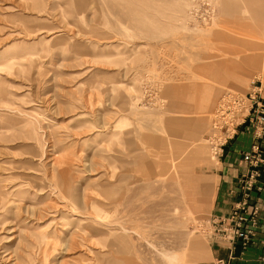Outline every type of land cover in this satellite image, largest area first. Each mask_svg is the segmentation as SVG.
Here are the masks:
<instances>
[{"label": "rangeland", "instance_id": "obj_1", "mask_svg": "<svg viewBox=\"0 0 264 264\" xmlns=\"http://www.w3.org/2000/svg\"><path fill=\"white\" fill-rule=\"evenodd\" d=\"M235 1L0 0V264H236L256 243L262 90L213 149L221 100L264 88V0ZM243 126L238 198L211 214Z\"/></svg>", "mask_w": 264, "mask_h": 264}, {"label": "crops", "instance_id": "obj_2", "mask_svg": "<svg viewBox=\"0 0 264 264\" xmlns=\"http://www.w3.org/2000/svg\"><path fill=\"white\" fill-rule=\"evenodd\" d=\"M239 1V0H238ZM235 1L236 11H240V2ZM249 5L251 4L255 9L261 0H244ZM264 76V73H263ZM237 78V77H236ZM264 81V77L260 79ZM253 142V136L251 128L243 126L237 132L235 138L230 140L223 149V154L219 158V163L216 168L212 170L211 176L214 179V192L212 197L211 214L224 215L228 212L232 202L238 198L234 193L236 188V182L238 176L246 170V166L242 161V153L249 150L251 143ZM264 154V142L261 144ZM262 177L264 181V165L261 169ZM257 201L260 208V220L262 224V230L256 237V243L243 252L236 264H264V187L263 190L257 193ZM212 240L210 241L209 257L212 260L216 258H226L228 255V249L226 244ZM238 255V253H237Z\"/></svg>", "mask_w": 264, "mask_h": 264}, {"label": "built area", "instance_id": "obj_3", "mask_svg": "<svg viewBox=\"0 0 264 264\" xmlns=\"http://www.w3.org/2000/svg\"><path fill=\"white\" fill-rule=\"evenodd\" d=\"M259 90L255 89L249 98H243L238 96H232L231 94H228L225 98L221 100V102L218 105V111L214 117L213 120V128H215L216 132L213 135V138L215 142L213 143V149L215 153L220 152V147L222 143H224L227 140V137L229 136L231 129L237 125L238 122H234V119L236 120L237 116L241 112H246L245 116H248L251 113V109L249 111V107L253 105L256 97V94L258 93L261 95L262 92H264V88L260 86ZM262 90V92H260ZM255 95V97L252 99V97ZM246 99V102H245ZM261 106H258L256 110L257 113H259L261 110ZM234 118V119H233ZM259 123L262 124L263 117L262 115L259 116ZM248 154L245 156L248 158ZM224 230L231 231V228L224 226ZM232 233V231H231Z\"/></svg>", "mask_w": 264, "mask_h": 264}, {"label": "bare ground", "instance_id": "obj_4", "mask_svg": "<svg viewBox=\"0 0 264 264\" xmlns=\"http://www.w3.org/2000/svg\"><path fill=\"white\" fill-rule=\"evenodd\" d=\"M237 84H241V85H242V84H243V82L240 80V81H237ZM217 110H218V109H217ZM213 131H214V130L210 131V134H212V135H213ZM212 135H211V136H212ZM208 136H209V135H208ZM213 141H214V139H213Z\"/></svg>", "mask_w": 264, "mask_h": 264}]
</instances>
